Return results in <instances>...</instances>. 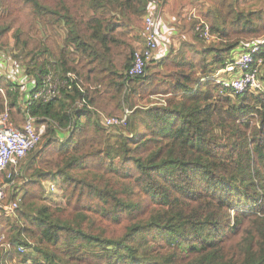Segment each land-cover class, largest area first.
I'll list each match as a JSON object with an SVG mask.
<instances>
[{
  "label": "trees",
  "instance_id": "16d2710c",
  "mask_svg": "<svg viewBox=\"0 0 264 264\" xmlns=\"http://www.w3.org/2000/svg\"><path fill=\"white\" fill-rule=\"evenodd\" d=\"M154 1L0 0V50L38 79L73 71L85 88L29 105L47 130L22 162L29 180L17 216L0 209V236L31 238L35 253L0 248V264H264V75L259 89L241 93L214 77L238 47L264 36V7L221 0L203 14L215 40L191 20L189 51L131 76L136 29ZM15 85L0 73V110L7 97L20 125L26 110ZM83 96L107 115L132 109L129 125L108 128L81 107L76 129L60 139L51 120L67 124ZM142 124L147 133L133 141ZM55 181L64 201L39 203Z\"/></svg>",
  "mask_w": 264,
  "mask_h": 264
},
{
  "label": "built area",
  "instance_id": "2783aa9c",
  "mask_svg": "<svg viewBox=\"0 0 264 264\" xmlns=\"http://www.w3.org/2000/svg\"><path fill=\"white\" fill-rule=\"evenodd\" d=\"M160 1L155 0L152 2L142 18L144 44L137 46L135 50L132 65L128 70V74L131 76L146 74L154 59L160 58L158 54L160 30L157 19ZM188 19L196 21L195 29L200 36L206 40L216 38L211 30L210 23L200 14L197 8L191 9ZM262 45H264V36L253 40L249 50H244L238 55L236 53L234 61L216 72L214 75L215 79L226 87L233 88L238 93L248 89H259L262 86L259 78L260 66L263 64L264 59L263 56L257 58L256 55L261 50ZM21 63L20 72L15 71L13 68L10 74L6 75L11 77L16 83L15 86L18 87L19 91H22L20 98L21 104L26 110L25 121L20 125L16 124L11 114L10 100L7 97L5 98L4 109L0 110V175L7 174L5 179L2 178L0 180V209L10 216H17V210L23 194L20 187L29 180L26 172L27 166H22V162L32 150L40 146L47 130L45 123H36L37 116L29 111V105L35 101H54L76 87L81 91H85L82 79L73 71H67L62 74L56 69H51L38 79L36 76L27 74L24 62L22 61ZM222 73H229V76L222 77ZM0 91H3V88L0 87ZM155 97L152 103L165 102L162 96ZM81 107H86L98 114L101 123L108 128L127 127L133 112L132 109L126 108L120 114L106 115L96 109L83 96L76 100L73 108L69 109L70 119L67 124L64 125L58 121L51 120V126L60 139L68 137L76 129L77 118L75 110ZM50 188H56V183L51 182ZM0 241L2 252L9 251L14 244L18 245L19 250L22 252H33L35 250V240L31 238H28L29 244H18L6 241L5 235H1ZM26 264H35V262L32 257H29Z\"/></svg>",
  "mask_w": 264,
  "mask_h": 264
},
{
  "label": "rangeland",
  "instance_id": "374dc122",
  "mask_svg": "<svg viewBox=\"0 0 264 264\" xmlns=\"http://www.w3.org/2000/svg\"><path fill=\"white\" fill-rule=\"evenodd\" d=\"M207 1L209 3L205 4V5H202V6H200L199 2L196 3V0H188V2L186 0L185 2H187V3L185 5H184L185 2L182 3V0L179 2L178 10L174 11V12H175V15H178L180 17L178 22L180 21L179 23H180L181 28L183 30L186 29L185 32H186L187 35L186 36H184V35L176 36L175 35L176 37L172 36L173 39L174 38L176 39L177 47H178L177 49L178 50H181V49L188 50L189 45H188L187 41H191V40L194 39V30L192 29L193 26L191 27L192 23L188 19V14L191 12V9L192 8H197L198 11L200 12V14L203 15L204 12L209 7H211V6L216 7V6H220L221 5V0H207ZM215 1H218V4H216L217 2H215ZM257 2L259 3V6H263L264 7V0H258ZM170 4H171V1H164V2H162V4L161 3L159 4V6H160L159 14H161L162 20L164 22L168 23V25H169V19L164 15V10L162 9V12H160V10L164 6L165 7H169ZM223 8H225V7H223ZM141 25H142V23H141ZM182 29L181 30L174 29L175 30V34L181 33ZM136 32L137 33H135V35L136 34L141 35V37H139V38H137L135 40V42L137 44L138 40L141 41V42L143 41L142 26L139 29H136ZM161 32H162L163 40L166 41L167 37H166L164 31L160 28V34H161ZM216 38L211 39V40H215ZM211 40H207V41H211ZM12 41H13V39H12ZM175 52H177V51H175ZM2 53H3V56L1 57V59L2 60L4 59V61H6L8 64H13V68L15 69V71L20 72V67L22 65L21 62L22 61L24 62V59L23 58L13 57V55H11L12 53L9 54L10 52L8 53L7 50H6V52L2 51ZM260 69H261V74L264 75V65L263 64L260 66ZM24 74H26V73L24 72ZM228 76H229V73L222 74V77H228ZM21 95H22V91L20 90V97H21ZM152 98H156V97L153 95ZM139 102L140 103H146V104L149 103V101L146 100V99L145 100H140ZM146 133H147V128H146L145 125L142 124L141 127L138 129L137 135L134 137L133 141L139 139L142 135H145ZM27 171H29V167H27ZM6 176H7V174H5V173L3 175H0V180L2 178L5 179ZM55 183H56V186H58V183L56 181H55ZM46 187H47V189H49L50 188V183L47 182V186ZM54 189L55 190H50L49 189L47 198L44 199V200H40L39 203H41L43 201H47V202H53L55 204H61V202L64 201V199H63V197L61 195V192H60L59 188H54ZM150 240H151V243H155L156 245L163 246L165 248L168 247V243L163 238H159V239L151 238ZM32 253H35V251L33 250Z\"/></svg>",
  "mask_w": 264,
  "mask_h": 264
},
{
  "label": "crops",
  "instance_id": "0c3cea01",
  "mask_svg": "<svg viewBox=\"0 0 264 264\" xmlns=\"http://www.w3.org/2000/svg\"><path fill=\"white\" fill-rule=\"evenodd\" d=\"M164 1H171V4H170L169 7H165L164 6L160 10V12H162V9L164 10V15L169 19V25H168V23H166V22H164L162 20L161 14H159V9L160 8H158L157 19H158V22H159V30L161 28L164 31V33H165V35L167 37V40L164 41L163 38H162V32H161V34H160V47H159V51H158V54L160 56L166 55L168 52H170L172 50L178 51L176 39L175 38L173 39L172 36L176 37L178 35H184V36L187 35L186 32H185L186 29L183 30L181 28L180 23H179L180 21L178 22L180 17L178 15H175V12H174V11L178 10V7H179L178 4H179V2L181 0H161L160 3L164 2ZM185 1L186 0H182V3L185 2ZM231 1L232 0H227V2H228L227 4H231L230 3ZM257 1L258 0H234L233 3L238 8L247 9L248 10V9H251V8L254 9V8L260 7L259 3ZM187 2H188V0H187ZM187 2H185L184 5ZM197 2L200 3V6L209 3L207 0H196V3ZM215 2H217L216 4H218V1H215ZM191 27H192V25H191ZM174 29H179V30L182 29V31L179 34H175V30ZM192 29H193V27H192ZM140 42L141 41L138 40V42L136 44V47L139 46V45H143L144 44V37H143V41L141 43ZM243 49H245L243 45L238 47L237 55L240 54V52L244 51ZM2 56H3V53L0 50V73L10 74V71L13 69V64H8L6 61H4V59L2 60L1 59ZM223 72H225V71H223ZM222 74H224V73H222Z\"/></svg>",
  "mask_w": 264,
  "mask_h": 264
},
{
  "label": "bare ground",
  "instance_id": "6f19581e",
  "mask_svg": "<svg viewBox=\"0 0 264 264\" xmlns=\"http://www.w3.org/2000/svg\"><path fill=\"white\" fill-rule=\"evenodd\" d=\"M162 4V3H161ZM159 8H160V6H159ZM241 53V52H240ZM53 69V68H52ZM55 69V68H54ZM138 77V76H137ZM15 87V86H14ZM126 91V90H125ZM128 108V107H127ZM70 109V108H69ZM107 115V114H106ZM38 123V122H37ZM123 128V127H122ZM126 128V127H125ZM22 203V202H21Z\"/></svg>",
  "mask_w": 264,
  "mask_h": 264
}]
</instances>
